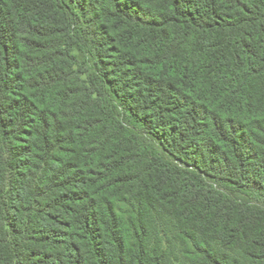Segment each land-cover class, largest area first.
Segmentation results:
<instances>
[{
    "label": "trees",
    "instance_id": "1",
    "mask_svg": "<svg viewBox=\"0 0 264 264\" xmlns=\"http://www.w3.org/2000/svg\"><path fill=\"white\" fill-rule=\"evenodd\" d=\"M0 264H264V0H0Z\"/></svg>",
    "mask_w": 264,
    "mask_h": 264
}]
</instances>
